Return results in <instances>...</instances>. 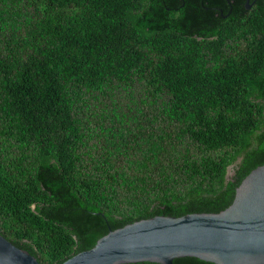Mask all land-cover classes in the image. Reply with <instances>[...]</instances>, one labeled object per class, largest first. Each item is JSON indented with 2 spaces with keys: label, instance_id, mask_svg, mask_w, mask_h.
<instances>
[{
  "label": "trees",
  "instance_id": "obj_1",
  "mask_svg": "<svg viewBox=\"0 0 264 264\" xmlns=\"http://www.w3.org/2000/svg\"><path fill=\"white\" fill-rule=\"evenodd\" d=\"M246 1L0 0V233L61 264L227 208L264 164V0Z\"/></svg>",
  "mask_w": 264,
  "mask_h": 264
},
{
  "label": "water",
  "instance_id": "obj_2",
  "mask_svg": "<svg viewBox=\"0 0 264 264\" xmlns=\"http://www.w3.org/2000/svg\"><path fill=\"white\" fill-rule=\"evenodd\" d=\"M246 4L250 7L249 0ZM233 174L230 165L226 178ZM184 256L216 264H264V164L243 178L233 202L219 212L136 220L110 230L93 247L61 264H174ZM0 264L41 263L0 233Z\"/></svg>",
  "mask_w": 264,
  "mask_h": 264
},
{
  "label": "flooded vegetation",
  "instance_id": "obj_3",
  "mask_svg": "<svg viewBox=\"0 0 264 264\" xmlns=\"http://www.w3.org/2000/svg\"><path fill=\"white\" fill-rule=\"evenodd\" d=\"M255 1H256V0H255ZM255 1H254V2H255ZM255 3H256V2H255ZM255 3H254V4H255Z\"/></svg>",
  "mask_w": 264,
  "mask_h": 264
}]
</instances>
